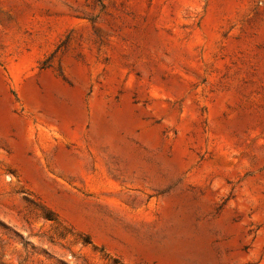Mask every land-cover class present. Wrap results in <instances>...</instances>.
I'll return each mask as SVG.
<instances>
[{
	"label": "rangeland",
	"instance_id": "obj_1",
	"mask_svg": "<svg viewBox=\"0 0 264 264\" xmlns=\"http://www.w3.org/2000/svg\"><path fill=\"white\" fill-rule=\"evenodd\" d=\"M0 264H264V0H0Z\"/></svg>",
	"mask_w": 264,
	"mask_h": 264
}]
</instances>
